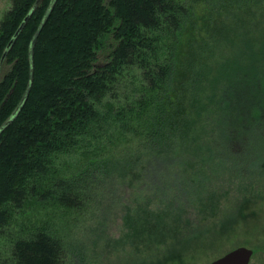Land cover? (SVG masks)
I'll return each mask as SVG.
<instances>
[{
  "label": "trees",
  "instance_id": "obj_1",
  "mask_svg": "<svg viewBox=\"0 0 264 264\" xmlns=\"http://www.w3.org/2000/svg\"><path fill=\"white\" fill-rule=\"evenodd\" d=\"M37 1L13 0L1 19L0 63ZM205 2L247 10L255 0ZM191 5L187 0H41L33 9L0 64V73L5 67L0 74V264H64L63 241L45 225L11 244L1 243L3 233L30 203L65 212L85 207L99 184L95 170L107 175L104 184L113 170L126 167L108 157L125 140L138 142L134 162L141 161L146 180L158 185L170 177V168L188 169L207 152L217 161H209V169L219 168V160L228 165L229 153L243 162L239 173L234 171L236 179L261 181L264 153L252 154V161L246 157L252 139L264 144V33L256 45L246 34L230 38L236 28L223 26L226 31L218 33L232 54L213 66L201 62L192 76L195 88L186 96L176 87L175 74ZM32 64L33 84L24 102ZM193 146L198 155L189 151ZM75 154L83 168L72 174L61 159ZM218 192L198 199L206 219L221 208ZM185 215L179 210L149 218L134 230L136 237L150 230L152 239L170 241L165 257L182 256L189 247L182 236L191 223ZM156 260L150 264L161 257Z\"/></svg>",
  "mask_w": 264,
  "mask_h": 264
},
{
  "label": "rangeland",
  "instance_id": "obj_2",
  "mask_svg": "<svg viewBox=\"0 0 264 264\" xmlns=\"http://www.w3.org/2000/svg\"><path fill=\"white\" fill-rule=\"evenodd\" d=\"M187 1L192 3V10L183 25L182 63L177 68L175 80L176 87L190 96L195 88L192 76L201 62L213 66L232 54L231 44L218 33L226 31L223 26L236 28L230 38L240 39L246 34L249 40L254 38L255 44H259L260 35L264 33V0H255L247 10L222 4L213 6L205 0ZM12 3L13 0H0V21ZM190 53H194L193 56ZM248 133L256 135L254 131ZM127 141L108 156L127 164L126 167L113 170L104 184L101 182L107 175L95 170L99 184L95 183L96 187L88 196L86 193L92 199L85 207L77 212H65L63 208L30 203L9 223L1 243L11 244L19 237L31 238L35 230L45 225L63 241L64 264H150L158 256L161 257L158 264H210L242 246L254 250L250 264H264V170L259 172L261 181L247 183V180L234 177V171L239 173L242 160H234L228 153L229 164L224 165L225 162L219 160L220 167H211L210 171L207 163L217 161L207 152L188 169L183 164L170 168V177L164 176L158 185L146 180L141 161L134 162L138 142ZM249 144L250 154L246 161H252V154L264 153V144L259 140L252 139ZM189 151L198 155L194 146ZM61 160L67 161L68 172L72 174L83 168L79 154L63 156ZM199 190L204 194L198 193ZM212 190L222 194L221 208L217 213L214 208L206 219L198 199ZM179 210L185 212V219L191 220L185 224L189 231L182 237L189 247L183 249L182 256L174 253L165 257L170 241L152 239L150 230L143 229L136 237L134 230L137 227L140 230L149 218L168 212L175 214ZM160 228L158 231L163 232L164 227Z\"/></svg>",
  "mask_w": 264,
  "mask_h": 264
},
{
  "label": "water",
  "instance_id": "obj_3",
  "mask_svg": "<svg viewBox=\"0 0 264 264\" xmlns=\"http://www.w3.org/2000/svg\"><path fill=\"white\" fill-rule=\"evenodd\" d=\"M41 0H38L36 2V4L34 5L33 9L38 5V3ZM22 20V24L20 25V27L17 29V31L15 32V36L11 39L10 43L7 45V49L5 50L3 56H2V60L1 63H3V61L5 60L4 58L7 56L9 50L11 49V46L15 43L16 39L20 36L19 34L22 32V29L24 28V26L27 24V21L30 19V17L33 14V10ZM44 25V24H43ZM43 27V26H42ZM39 28V30L36 32L35 38L38 36V33L40 32V30L42 29ZM33 57V49L31 52V58ZM1 66V65H0ZM31 77H30V84L29 87L27 88L26 92H25V98H24V102L25 100L29 97V92L31 90V86L33 84V78H34V67L33 64L31 66ZM13 118L8 120L2 127V129L6 126H8L11 122H12ZM254 255V250L249 248L248 246H242V247H238L233 249L231 252L223 255L222 257L212 261L210 264H250L251 259Z\"/></svg>",
  "mask_w": 264,
  "mask_h": 264
}]
</instances>
